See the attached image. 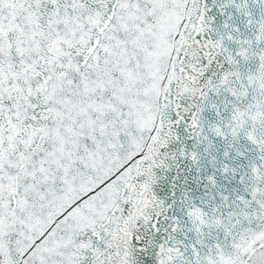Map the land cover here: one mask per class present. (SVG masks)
<instances>
[{"label":"snow or ice","instance_id":"snow-or-ice-1","mask_svg":"<svg viewBox=\"0 0 264 264\" xmlns=\"http://www.w3.org/2000/svg\"><path fill=\"white\" fill-rule=\"evenodd\" d=\"M0 264H264V0H0Z\"/></svg>","mask_w":264,"mask_h":264}]
</instances>
